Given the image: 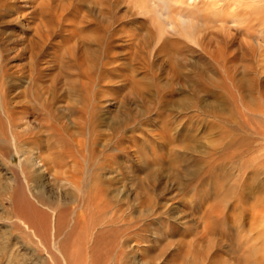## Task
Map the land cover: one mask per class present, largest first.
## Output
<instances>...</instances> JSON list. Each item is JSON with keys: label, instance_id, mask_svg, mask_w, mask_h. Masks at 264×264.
<instances>
[{"label": "rangeland", "instance_id": "rangeland-1", "mask_svg": "<svg viewBox=\"0 0 264 264\" xmlns=\"http://www.w3.org/2000/svg\"><path fill=\"white\" fill-rule=\"evenodd\" d=\"M128 1L0 0V98L30 127L20 144L0 147V264H51L47 234L54 224L36 239L12 216L14 179L24 180L26 160L35 164L31 175L44 197L58 203L70 224L76 219L71 238L79 251L70 244L68 250L77 251L80 264H88V241L102 234L100 227L84 229L91 217L128 233L120 242L118 232L105 236L96 252L102 260L117 247L119 264H264V169L249 168L264 157L246 151L252 120L246 59H236L233 88L209 54L215 48L203 52L188 36L168 31L148 0ZM134 1L142 7L133 9ZM195 3L222 16L249 11L243 0ZM244 24L209 25L197 43L227 40L230 50L246 52ZM46 26L53 29L47 42ZM60 124L76 130L74 137ZM88 142L95 166L89 188L101 193L95 213L83 209L77 190L49 176L81 178Z\"/></svg>", "mask_w": 264, "mask_h": 264}, {"label": "bare ground", "instance_id": "bare-ground-1", "mask_svg": "<svg viewBox=\"0 0 264 264\" xmlns=\"http://www.w3.org/2000/svg\"><path fill=\"white\" fill-rule=\"evenodd\" d=\"M243 1L245 4L244 6L248 8L249 10L247 14L243 13L244 15L242 14V16H240V15H231L232 14L231 13V14H228L227 16H222L221 13H219L220 10L217 11L218 9H208L202 6L200 7L199 4L197 5L195 3L196 0L194 1L193 0H148L149 4H151L152 7L155 8L154 9L155 14L157 15L156 19L157 18L160 20L163 19L166 22L164 26L167 27L168 29L165 28L161 24L163 26L162 28H165L164 29L165 31L166 29L168 31L172 30L173 32H177L180 35L182 34V36H188L190 39H192L194 45L196 44V46H198L203 52H205L206 48H208V51L214 48L217 50L214 52L211 51L209 52V54L210 55L211 53L215 54V57L213 60L215 61V63L217 59H218L217 63L218 61L220 62L218 63L217 66L223 72V80L228 82L229 85L233 88L235 87V82H236L235 81V72H236L235 63L237 62L236 59L239 57L240 54L241 55L239 58H241L240 59L241 61L246 59V67L248 66L246 72H249V75H250L248 85H247L248 86L247 90L249 92V96H248L249 101H248L247 111L250 117L252 118V120L248 122L247 124V127H248L247 142H249V146L248 148H246V151L247 153H250L254 157L263 158L264 157V85H263L264 67L262 64L264 63V0H243ZM128 2H130V0ZM190 2H192V4H190ZM138 4H139L138 2L135 3L134 1L133 9L138 8L140 5ZM140 7L142 6L140 5ZM8 8H9V5L5 6L3 11L5 12L8 11ZM96 8H98L99 12H101V9H103L102 4L99 3L98 7ZM140 9L141 10L139 11H142V12L145 11V10L143 11L142 8ZM85 18L87 17L85 16ZM228 18H230V20ZM238 20L243 21V24L244 22L246 23L244 24L246 33H247V38H248L245 44V48L247 50L246 52L242 48H240V53L236 50L235 52L233 50H230V47H229L230 43L227 40L222 41L220 43L218 42L217 39H215V43H213L214 45L213 44L211 45L208 43L209 45H204V47L203 46L200 47V45L197 43L199 42L198 38L202 35L203 32H205L208 29L209 25H212V24L215 25L217 23L226 25L228 24V22L230 24L237 25ZM52 30L53 29L51 27L46 26V31L44 30V32L41 34L42 36L41 38L45 42H47L48 39L50 38V31L52 33ZM209 30L210 29H208L207 31L209 32ZM36 49L37 47L34 50ZM75 50L76 49H73V48L69 49L68 53L71 54L70 56L71 58H74ZM40 51L36 52L37 55L39 54ZM34 53L35 52H33L31 57H33ZM242 68H243L242 70L245 73V69L243 66ZM13 78L16 79L15 76ZM28 80H30V78ZM50 91L49 93H51ZM67 92L70 95L73 94V91L70 90V88L67 89ZM50 96H51L50 98H51V103H52L55 95L51 93ZM48 99L47 101L50 102V100ZM0 100H1L0 102L1 112L0 113H2L3 118H4L3 120L4 124L0 123V147H1V150L3 149L4 151V150L9 149L10 147L12 149L13 142L14 144L15 143L20 144L21 143L20 141L21 139L24 138V136L26 135L29 136L30 127L27 123L21 124V121H24V119L26 118L25 116L19 115L20 117H18L17 116L18 114L16 112L15 113L9 112V110L11 109L6 108V105L8 106V104H4V100L6 99L1 97ZM48 113L50 114V117L53 120H55L54 122L61 123L60 121H58V118H55L54 115H52L51 111H48ZM253 119L254 120L258 119L259 122L261 123V126L256 124L257 121H254ZM47 128H49V126ZM60 129L63 132V134L68 136L70 139L74 137L72 132H76V130H73L71 132L63 124H60ZM77 133L76 135H78ZM79 133L81 134V131ZM35 136L36 138H38L37 133L34 134V136L32 135L33 138ZM93 150H94V147H92L91 145L89 146V142H88L87 145L84 147L85 155L82 154L83 155L82 156L83 171L81 174V178L78 177L76 181L68 180L65 177H64L65 179L64 178L61 179L60 177L57 176V173L55 172L54 174H49V176L52 178L54 182L61 184L63 187L69 186L75 191L77 190L76 191V193L78 194L77 197L78 196L80 197L77 199H79V201L83 204V206L85 205L84 206L85 208L83 209L84 210L86 209L87 213L88 211L95 213L94 209H97L100 211L99 206H96L95 208H93L92 204H95L96 199H98L97 195L100 196L101 193L100 191H96L95 189H93L94 185L93 187L89 188V184L92 181V175H93L92 172L95 167L94 164H91V161L94 160L93 156H91ZM0 152L2 153V151ZM4 155L5 153L3 152L1 154L2 158H4ZM55 155L57 157H60V155L62 156L63 153L62 154L56 153ZM97 156H98L97 157V160H98L99 155L97 154ZM99 159H102V158H99ZM7 160H6L7 162L6 165L10 164L9 161ZM251 163L252 164L249 166V168L252 167V170L254 172L257 169L256 167L264 169V159H262V161H259L258 164H256V159H254ZM48 164L53 165L55 168L60 167L58 163L54 165L53 162H49ZM20 167L22 169L21 174L23 175L21 177L24 180L21 178L23 181L20 182L19 179H17V177L15 176L14 182H16L17 186L14 189V193L12 191L13 193V196L11 199L12 216L16 219V221L20 223V225L22 226L20 228H24V230L30 231L32 235L36 237V239H39V237L45 239L44 227L45 226L48 227V225L50 226L51 224H54L53 231L51 232L50 230L51 234H47V237H48L47 245L51 248V250L50 248L48 249L46 248V251H49L51 253V254L47 253L50 255L51 264H80L81 257H79V254H77V251H79V248L77 247L78 250L74 252L72 250V247H74L75 245L74 244L72 245L71 237L75 231L74 226H75L76 219L71 220V224H70L69 220L67 219L66 212L59 209L60 207L58 203L50 202V200L44 197L45 195H43V187L41 185L39 186L36 181L37 179H34L33 178L34 175L33 176L31 175L32 170L35 168V164L33 161L26 160L25 162L21 163ZM41 169H43V167ZM49 171H52V170H49ZM31 184H34L35 186H37V189L34 192L30 190ZM26 192L28 193L29 197L26 196ZM96 192H98L97 195H96ZM44 210L47 212H44ZM48 213H51V216ZM98 213L100 214V212ZM90 217H91V213H90ZM100 223L101 222L99 221V219H95L91 217L90 219L87 220V223L84 227V229H89L91 231L94 229H97V227L98 228L100 227L98 232L102 233L101 235L95 234L96 236L92 238L93 239L92 242L90 239H89L90 241H88V244H87L88 250H89L88 255H90V258L87 260L88 264H107V263L108 264H119V261L121 258H120L117 247L112 250L111 249L108 250L107 253L109 255V259L107 258V260H102L103 258L102 255L96 254V252L98 251V249H102L104 247L105 240H106L105 236L110 235L109 237H113V235L111 234H114V232H118L120 235H119V240H116V242H120V239L123 238L128 233L123 230L124 226L119 227L111 222H103L102 224ZM80 229H83V227H81ZM64 230H65V233H63ZM81 231L79 230V232ZM87 233L88 235L91 234L92 236V233L90 232H87ZM37 241L39 242V244H43L41 240H37ZM68 244L72 246L71 247L72 252L68 250ZM96 246L98 248H95ZM106 246H108V244H106ZM262 250L264 251V247L262 248Z\"/></svg>", "mask_w": 264, "mask_h": 264}]
</instances>
